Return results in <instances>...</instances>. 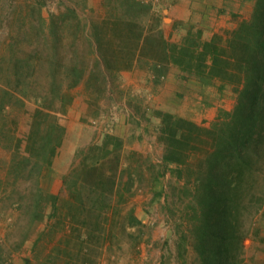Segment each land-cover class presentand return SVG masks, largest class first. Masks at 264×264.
<instances>
[{"label": "trees", "instance_id": "obj_1", "mask_svg": "<svg viewBox=\"0 0 264 264\" xmlns=\"http://www.w3.org/2000/svg\"><path fill=\"white\" fill-rule=\"evenodd\" d=\"M122 2L120 12L108 13L91 24L89 34L84 29L96 61L79 69L71 85L85 73L90 76L94 68L104 75L108 70L129 69L138 58L147 56L151 68L161 69V75L166 66L173 65L202 85L215 83L220 93L231 90L232 109L221 111L210 126L158 112V138L164 144V166L175 164L173 174L185 181L182 188L188 186V226L179 245L187 240L198 252L199 264H243V241L264 207V0H256L250 17L204 42L192 32L179 42L171 41L164 36L151 4ZM39 17L38 33L53 58L60 48L65 17ZM35 49L41 53L45 47L39 42ZM52 74L55 82V71ZM68 96L51 93L48 102H42L32 114L25 101L18 99L22 116L10 133L12 160L0 177V194L8 190L17 194L13 203L18 208L30 194L31 221H49L34 247L47 236L49 242L56 240L46 256L52 264H95L106 246L120 244L131 234L129 227L140 224L128 205L133 173L122 164L121 140L103 134L87 148L80 164L63 177L57 193L41 187L44 170L53 163L65 135L53 104L59 98L56 110L65 112ZM24 125L28 126L25 130ZM12 167L14 180L8 187ZM26 173L35 175L37 181L23 191L19 182Z\"/></svg>", "mask_w": 264, "mask_h": 264}, {"label": "rangeland", "instance_id": "obj_2", "mask_svg": "<svg viewBox=\"0 0 264 264\" xmlns=\"http://www.w3.org/2000/svg\"><path fill=\"white\" fill-rule=\"evenodd\" d=\"M143 1L157 10L161 24L168 20V7L161 5L166 0ZM121 7L122 0H0V177L12 160L10 133L15 126L17 129L22 116L18 99L25 101L32 114L34 108L48 102L51 93H67L70 102L65 112L56 110L59 98L53 104L56 109L52 111L65 127V135L53 163L44 170L41 187L57 193L63 177L80 164L87 148L103 134L121 140L122 164L133 173V194L128 205L133 207L140 224L129 227L131 234L125 235L120 244L106 246L95 264H199L198 252L187 240L179 245L188 226V186L182 188L185 181L173 174L175 164L164 166L162 162L164 144L158 138V112L210 126L221 111L232 109L235 99L230 110L219 108L213 120H201L207 105L201 107L185 91L193 90L195 83L187 78L195 77L185 76L173 65L166 66L161 75V69L151 68L147 56L138 58L129 69L108 70L104 75L94 68L90 76L85 73L71 85L79 69L96 61L84 29L89 34L91 24H97L108 13L120 12ZM59 14H63L65 22L60 26V48L52 58L37 27L39 15L48 20ZM39 42L45 47L44 53L35 49ZM167 76L170 80L164 85ZM216 87L215 83L205 87L206 99H202L211 101L225 95L229 105V96ZM10 172L8 187L13 183L15 168ZM35 177L26 173L19 187L28 191L36 184ZM16 195L11 190L0 194V264H52L46 256L56 240L49 242L47 236L34 247L49 221L32 222V197L28 194L18 208L13 203ZM243 245V264H264V207L254 218Z\"/></svg>", "mask_w": 264, "mask_h": 264}, {"label": "crops", "instance_id": "obj_3", "mask_svg": "<svg viewBox=\"0 0 264 264\" xmlns=\"http://www.w3.org/2000/svg\"><path fill=\"white\" fill-rule=\"evenodd\" d=\"M255 2L256 0H166L161 5L168 7L165 10L168 20L164 19L160 27L164 36L171 41L179 42L188 32L199 34L200 40L203 42L208 41L214 34H222L234 28L240 20L250 17ZM172 67L179 72L176 66ZM169 80L170 78L167 76L163 81L164 85ZM187 81L195 83L193 90H185L190 96H193V101H195V97L201 107L207 105L203 109L201 120L207 118L208 121H211L215 118L217 109L230 110L232 107L234 95L230 89L223 93L229 96V105L226 103L225 95L205 101L202 97L206 99L204 89L209 85H202L196 82L195 78H187Z\"/></svg>", "mask_w": 264, "mask_h": 264}]
</instances>
